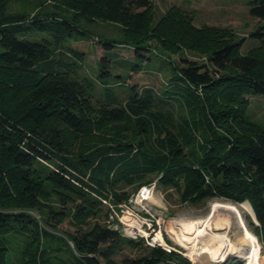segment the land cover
Segmentation results:
<instances>
[{
	"label": "trees",
	"instance_id": "obj_1",
	"mask_svg": "<svg viewBox=\"0 0 264 264\" xmlns=\"http://www.w3.org/2000/svg\"><path fill=\"white\" fill-rule=\"evenodd\" d=\"M11 1L0 0V264H117L125 245L138 243L93 221L102 208L91 194L112 191L122 201L120 184L151 176L175 188L184 203L249 200L258 221L251 224L264 247V128L246 116V95H264L260 54L242 52V40L229 39L231 30L193 31L178 11L152 26L150 0H78L74 11L65 8L63 14L11 11ZM250 12L264 22V0L252 1ZM92 13L125 32L123 41L99 38L105 51L98 63L102 83L124 79L112 70L113 50L121 43L134 50L135 71L151 59L143 51L154 48V39L170 53L192 47L205 57L180 54L165 97L131 87L124 104H113L110 96L95 102L93 82L78 77L82 53L68 48L63 52L73 61L54 57L55 45L86 35L81 19L91 21ZM251 37L264 43V23ZM174 102L186 118L167 109ZM110 124L119 128L110 131ZM94 126L106 132L103 143L69 146V137L89 141ZM66 219L75 230L62 233L59 225ZM151 250L123 264H193L176 251Z\"/></svg>",
	"mask_w": 264,
	"mask_h": 264
},
{
	"label": "rangeland",
	"instance_id": "obj_2",
	"mask_svg": "<svg viewBox=\"0 0 264 264\" xmlns=\"http://www.w3.org/2000/svg\"><path fill=\"white\" fill-rule=\"evenodd\" d=\"M150 1L152 26L159 23L165 15L172 13V11H178L187 19L185 23L189 25L193 31L204 28L231 30L234 32V35L229 39L237 38L242 40V52H256L264 58V43L255 37H251V33L256 30L260 24L264 23L253 17L250 12L251 3L254 0ZM77 3L78 0H67V5L62 2L56 5L52 0H12L10 2V10L31 12H35L36 10H50L58 11L63 14L66 13L65 8L74 11V4ZM137 11L142 13L145 9L140 8ZM89 18L91 21L84 20V18L81 19V26L86 30V35L66 41L64 45H55L54 57H68L67 59L69 61H73L72 56L63 52V50L71 52L68 48H73L82 53V58H77L76 60L78 65V77L81 80L87 78L93 82V97L95 102H106L108 96H110L114 99L113 104H124L131 95V87L133 91L136 90L139 93L144 92L147 88H151L158 92V95L161 97H165V95H163L164 91L169 90L170 87L172 88L173 79L171 77L173 76V67L180 64L179 55L183 54L190 59H204L205 57L199 49L197 50L192 47H182L180 49L181 52L176 54L170 53L160 48V43L154 39L150 41V45L154 48L150 51H143L144 55H147L151 59L143 62L141 70L135 71L133 69L134 59L136 58L134 50L129 48L126 43H121V45L116 46L113 50L115 56L112 70L115 74L123 75L124 79L118 77L110 79L109 83H102L101 80L97 78L99 69L98 63L100 58L105 55V51L99 43V38L104 36L123 41L125 32L123 27L119 24L110 20L101 19L98 16H94L93 13ZM180 32L183 35H187L184 29H180ZM246 96L250 100L246 110V116L250 121L264 128V95L249 94ZM167 99L172 98L168 97ZM179 106V103L174 102L172 105L166 107L174 112L177 119H180V117L186 118L187 114L184 115L183 110H181ZM127 122L128 120L123 121L125 124H127ZM109 126L110 131L119 128L112 124ZM120 127L122 128V126ZM89 133L91 134L89 141L83 139L73 140V138L69 137V146L74 147L75 150H80L85 146L94 147L103 143L102 141L105 136L101 135L106 133L104 129L94 126ZM120 136L122 139H126L124 133L120 134ZM49 166L53 167L52 164H49ZM82 180L92 189L93 186L85 177H83ZM144 187H153V193L149 199L140 201L138 194ZM93 191L91 195L99 201L100 207L102 208V213L96 218L94 217L93 221H99L107 227L120 231L121 229L123 230L120 223V219L123 215L122 210H133L142 217H145L150 223L156 224L157 230L161 229L162 233H158L161 235V239L159 240L162 241V244H168L175 248V250L172 251H176L183 257L188 258L193 264L196 263L188 256V249L175 242V235H173L172 232L176 229L173 230V227L177 225L176 223H180V221L187 222L207 217L211 211L212 204L215 202L235 205L241 211L247 229L257 236L254 233L251 223L258 224V221L249 200L236 202L224 197H213L200 201L199 203H184L181 201L180 194L175 188H164L160 186L157 176L148 177L145 181L137 182L134 185L127 186L120 184L117 191L119 194L124 193L125 200L122 201L118 200L112 191H108L106 194L100 193L99 190ZM104 200H106V202H104ZM54 201L56 200L54 199ZM34 215L39 217L37 214ZM41 223L42 226H45L43 222ZM74 230L75 226L70 222V219H66L59 225V231L62 233L64 231ZM239 231V228H235L232 230L231 234L233 235ZM135 241L138 243L137 246L132 247L125 245L115 256L117 264H123L125 259L147 256L152 252V246L148 245L146 240L139 239ZM259 244L260 254L264 259V247L260 241ZM228 254L225 256V260L215 264H247L246 261L237 254ZM207 263L209 262H205L204 264ZM156 264L172 263L159 261Z\"/></svg>",
	"mask_w": 264,
	"mask_h": 264
},
{
	"label": "bare ground",
	"instance_id": "obj_3",
	"mask_svg": "<svg viewBox=\"0 0 264 264\" xmlns=\"http://www.w3.org/2000/svg\"><path fill=\"white\" fill-rule=\"evenodd\" d=\"M176 224L172 232L175 242L188 249L196 264H215L225 260L228 253L237 254L247 264H264L258 238L247 229L235 205L215 202L207 217ZM235 228L240 231L232 235ZM156 239H161L160 233Z\"/></svg>",
	"mask_w": 264,
	"mask_h": 264
},
{
	"label": "built area",
	"instance_id": "obj_4",
	"mask_svg": "<svg viewBox=\"0 0 264 264\" xmlns=\"http://www.w3.org/2000/svg\"><path fill=\"white\" fill-rule=\"evenodd\" d=\"M152 193L153 187H144L138 194L139 200L144 201L149 199ZM104 202H106V200H104ZM122 214L120 223L123 230L121 229L120 231L124 236L135 240L144 239L147 241L148 245L152 247L161 246L169 252L175 250V248L168 244L163 245L162 241L156 239L157 233H162L161 229L157 230L156 224L150 223L145 217H142L133 210H122Z\"/></svg>",
	"mask_w": 264,
	"mask_h": 264
}]
</instances>
